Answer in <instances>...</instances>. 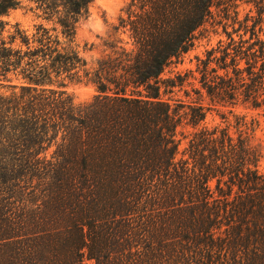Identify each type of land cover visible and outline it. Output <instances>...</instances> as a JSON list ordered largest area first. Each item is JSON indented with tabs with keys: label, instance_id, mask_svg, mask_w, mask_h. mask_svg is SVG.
I'll return each mask as SVG.
<instances>
[{
	"label": "trees",
	"instance_id": "16d2710c",
	"mask_svg": "<svg viewBox=\"0 0 264 264\" xmlns=\"http://www.w3.org/2000/svg\"><path fill=\"white\" fill-rule=\"evenodd\" d=\"M92 2L26 0L31 29L0 22V264H264V0L242 17L129 0L128 39L94 67L76 38ZM207 23L225 39L196 58L199 86L160 79ZM74 84L96 94L77 104Z\"/></svg>",
	"mask_w": 264,
	"mask_h": 264
},
{
	"label": "rangeland",
	"instance_id": "374dc122",
	"mask_svg": "<svg viewBox=\"0 0 264 264\" xmlns=\"http://www.w3.org/2000/svg\"><path fill=\"white\" fill-rule=\"evenodd\" d=\"M129 1V0H128ZM233 0H229L232 2ZM245 0H236L238 5L237 10L239 16L242 17L247 11L254 12V6L244 2ZM123 0H93L89 7L88 16L82 20L77 28L76 38L78 48L90 63L92 67L96 66V61L111 55L113 52L108 47L109 42H117L119 38L126 41L127 35L124 33H116L114 28L118 24L119 18L124 14ZM229 10L233 8L229 7ZM23 28L31 29L35 19L28 13V15L21 18ZM194 44L187 52L182 53L176 58H173L170 63L164 68L160 75V79H174L178 81V77H184L186 73L187 80L184 89L191 90L199 86L197 82L198 73L195 71L196 58L204 57L205 51L216 45L219 39H225L221 27L215 29L210 23L201 26L195 32ZM95 89L93 84H74L70 85L68 90L71 93L74 102L77 104L85 103L93 98L91 89ZM174 93L163 96V99L172 97L173 99H182L183 90L178 91L174 89ZM173 103V101H170ZM239 113H244L247 110L242 107L236 109ZM249 116H256V111H248ZM220 117L215 112L208 113L205 124L212 125L220 122ZM260 126L257 130V136L263 145L262 158L259 162L258 169L264 174V117H259ZM85 264H93L92 260L85 259Z\"/></svg>",
	"mask_w": 264,
	"mask_h": 264
},
{
	"label": "clouds",
	"instance_id": "9594fccd",
	"mask_svg": "<svg viewBox=\"0 0 264 264\" xmlns=\"http://www.w3.org/2000/svg\"><path fill=\"white\" fill-rule=\"evenodd\" d=\"M128 0H123V8L126 7ZM18 7L13 9L9 8L6 14H0V22L6 25V32H14V25H18L20 29H22V17L28 15V11L24 8L26 4V0H17ZM34 7V5H33ZM91 94H95V89H91ZM90 101V98H89Z\"/></svg>",
	"mask_w": 264,
	"mask_h": 264
}]
</instances>
